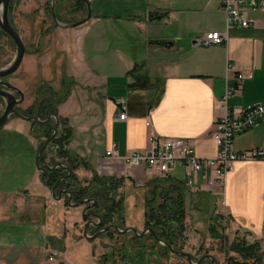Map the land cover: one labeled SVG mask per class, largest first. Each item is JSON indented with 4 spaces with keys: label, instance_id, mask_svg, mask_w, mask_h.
Returning a JSON list of instances; mask_svg holds the SVG:
<instances>
[{
    "label": "crops",
    "instance_id": "obj_1",
    "mask_svg": "<svg viewBox=\"0 0 264 264\" xmlns=\"http://www.w3.org/2000/svg\"><path fill=\"white\" fill-rule=\"evenodd\" d=\"M89 2L91 19L76 27L57 25L49 31L56 34L51 49L37 47L29 55L42 76L37 83L40 91L30 104L25 95L23 110L33 106L46 87H52L58 98L69 88L55 114L72 130L68 150L85 164L76 175L81 181L91 180L95 174L122 180L116 197V203L124 200L122 230L143 231L152 190L175 183L183 186L187 213L183 252L192 254L195 262L203 259L200 264H211L205 250L199 248L211 246L207 233L214 210L225 217L230 240L246 237L261 242L264 248L263 160L236 161L225 185L218 188L219 194L190 190L183 167L161 176L145 165H129L124 160L129 154L148 150L152 132L190 139L201 158L217 156L219 148L212 133L224 114L221 101L241 71L248 78L243 91L229 104L264 102V12L251 10L252 25L228 29L222 0ZM69 3L71 0H59L58 7L64 10ZM74 6L76 13H86L76 11L77 0ZM153 12L163 13L164 18L144 17ZM212 31L227 32L228 40L210 46L196 42ZM11 83L22 88L14 78ZM123 112L128 114L126 120L119 119ZM51 121L55 129L56 119ZM42 133L33 121L15 115L0 128V264H45L52 249L61 252L66 264H191L187 257L163 253L148 236L138 241L134 232L112 229L93 239L97 227L90 226L87 237L86 205H69L67 195L55 197L42 180L37 166L45 140ZM113 144L119 157L108 155ZM234 147L237 151L264 147V118L238 134ZM56 154L48 150L46 164L51 159L63 162ZM25 224L32 230L21 241L13 239L7 226ZM216 245L209 254L217 264H228L231 256L242 261L238 254L226 255Z\"/></svg>",
    "mask_w": 264,
    "mask_h": 264
},
{
    "label": "trees",
    "instance_id": "obj_2",
    "mask_svg": "<svg viewBox=\"0 0 264 264\" xmlns=\"http://www.w3.org/2000/svg\"><path fill=\"white\" fill-rule=\"evenodd\" d=\"M59 1V0H58ZM62 1V0H60ZM65 1V0H64ZM79 3L76 11L84 9L87 12V6L82 0H77ZM13 0H11V9ZM8 36L0 27V38ZM9 77L6 79L8 80ZM43 92L40 93L38 100L30 108L20 112L27 117L38 116L40 119L45 120L51 113H57V106L62 103L69 95V88L66 89V94L62 98L57 97L56 91L52 87H46ZM4 103V100L0 97V105ZM1 114V113H0ZM33 125L36 126L38 133L43 130L44 142L54 134L53 122L39 123L33 121ZM39 135V134H38ZM72 137V130L68 128L67 121L59 117V129L55 138L50 142L48 148L44 151L40 158L41 165L46 164V158L48 157V149L53 146L56 150V155L72 170V176L63 179L68 172L63 168H57L55 170L42 171V180L49 188H54L59 180H61L58 190L68 189L73 197V203H78L83 199H96L102 205V225L96 229L99 232L102 228L109 225L116 224L124 225L125 214L123 199L116 203V197L118 189L123 185L121 179L103 178L95 174L91 180L81 181L76 175V170L85 164L83 161L75 156L68 150V145ZM58 163L56 160L49 162L50 165ZM87 166V165H86ZM183 186L180 184L172 183L170 187H164L161 190L155 188L152 190L151 195L146 201L145 212V226L146 228H152L155 230L157 237L166 243V246L160 245L156 236L149 232L146 236L152 238L161 247L163 253H170L171 247L176 251H183V242L185 241V232L187 230L186 218L187 213L184 207V194ZM176 193V194H175ZM68 202V200H67ZM69 204V203H68ZM70 205V204H69ZM211 217V224L209 228V235L212 238V242H217L222 251L234 252L239 255L243 262L249 264H264V248L261 242H250L246 237H236L234 240H230L229 236L222 231L226 230L224 225L225 217L216 213ZM111 231V230H110ZM109 231V233H110ZM138 241L142 240V237L135 236ZM211 247H215L212 244L210 247L201 245L199 251L205 250V255L209 254ZM228 257V256H227ZM198 259L197 261H199ZM245 264V263H244Z\"/></svg>",
    "mask_w": 264,
    "mask_h": 264
},
{
    "label": "built area",
    "instance_id": "obj_3",
    "mask_svg": "<svg viewBox=\"0 0 264 264\" xmlns=\"http://www.w3.org/2000/svg\"><path fill=\"white\" fill-rule=\"evenodd\" d=\"M222 4L227 16L228 29L236 25H252L254 20L248 15L251 10L264 12V0H222ZM227 40V32L212 31L198 38L196 42L210 46L223 44ZM246 78L248 74L241 71L237 75L236 82L229 85L221 101L224 114L217 120L212 133L219 148L216 157H199L190 139L166 138L152 132L149 135L148 150L129 154L124 160L129 165H145L161 176H168L172 170L179 166L183 167L186 170L185 185L190 190L219 194L218 188H223L226 175L233 170L236 161L257 159L264 161V147L246 151H237L234 147V138L238 134L256 127L259 120L264 118V102L245 106L229 104L233 96L243 91ZM127 116V112H123L119 115V119L126 120ZM108 155L119 157L116 144L112 145ZM45 264H66V262L60 251L52 249Z\"/></svg>",
    "mask_w": 264,
    "mask_h": 264
},
{
    "label": "water",
    "instance_id": "obj_4",
    "mask_svg": "<svg viewBox=\"0 0 264 264\" xmlns=\"http://www.w3.org/2000/svg\"><path fill=\"white\" fill-rule=\"evenodd\" d=\"M84 1L86 2L87 7H88L87 16L85 18L79 20V21L66 24V23H63L62 21H60L58 19L57 10H56L57 9V0H52V14H53L55 23L57 25H62V26L76 27V26H79V25L85 23L87 20L91 19L92 18L91 4H90L89 0H84ZM10 3H11V0H0V27L2 28V30L7 35H9L13 39V41L15 42V45H16V55H15L14 59L5 68L0 69V97L4 100V103H5V109H4L3 113L0 115V128L5 126L8 123L9 119L14 115L19 116V117L26 119V120H29V121H37L39 123H46V122H49L52 118H55L56 123H55L54 134L50 138H48L44 142L43 146L41 147L39 154L37 156V166H38L40 171L55 170L57 168H63L65 171L68 172V174L63 178V179H66V178L71 177L73 172H72L71 168H69L65 163L58 162L53 166L50 164L41 165V163H40V158H41L42 154L48 148L50 142L55 138V136L58 133V129H59V117H58V115H56L55 113H52L49 115V117L46 120H41L38 116H31V117L24 116L18 110V107L25 101L24 92L19 87L13 85L10 81L5 80L9 76L16 73L20 69V67L24 61L25 55L27 54L26 43L23 40V37H22L20 31L11 22L10 14H9ZM144 17H148L150 20L162 19V18H164V14L161 12H153V13L144 15ZM156 43L161 44V45H166V46L170 44V42H165V41H156ZM61 180H59L57 182L56 186L54 188H52L53 195L55 197H57V194H58L59 199H61L64 195H67L68 196V198H67L68 203L70 205H73V206L86 205V207L83 211V217L86 220L88 219V222L86 223V228H85V235L87 237H89L88 230H89L90 226H95V227L99 228L102 225V221H103V219H102V212H103L102 205L96 199H83L78 203H73L72 194L68 189L58 190V187H59ZM90 210H93V211L90 212ZM112 229L117 230V232H119V233H121V232H125V233L134 232V234L136 236L142 237V238L144 236H146L149 232H151L154 234V236H156L160 245L166 246V243L157 237L155 230L152 228H145L143 231L140 232L137 228H133V227L127 228L126 230H122L116 224H112V225H109L105 228H102L97 234H95L91 238H93V239L98 238L102 234L107 233ZM171 252L176 254V255L187 257V259L189 260V262L191 264H200L203 260V259H200L199 261L195 262L193 260L192 254L186 253L183 251H176V250H174L173 247H171ZM205 258L210 259L211 264H217V260L214 256L207 254L205 256ZM244 263L249 264V263H246L243 261H238L233 256L229 257V259H228V264H244Z\"/></svg>",
    "mask_w": 264,
    "mask_h": 264
},
{
    "label": "rangeland",
    "instance_id": "obj_5",
    "mask_svg": "<svg viewBox=\"0 0 264 264\" xmlns=\"http://www.w3.org/2000/svg\"><path fill=\"white\" fill-rule=\"evenodd\" d=\"M51 3L52 0H13L12 11L10 14L11 22L20 31L23 40L27 45L28 54L26 55L24 63L19 71L15 73L16 76L14 75L13 77H10L8 81L11 82L14 78L17 82L22 84L21 90L25 93L28 104L31 103L32 99H35L34 93L37 91V94L40 91L37 83L40 80L39 76H42L40 69L38 71L36 63L34 59H32L33 57H30L32 56L31 52L37 47H40L41 50H50L52 45L55 44V32H46L48 29H54ZM75 3L76 0H71V6H66L64 10L57 6L60 19L78 20L86 17L85 12H83V14L75 12ZM133 50L135 51L136 47H134ZM15 55L16 45L13 40L9 36L0 38V69L5 68L8 64H10ZM25 102L20 108L23 109V106L26 107ZM4 109L5 103L0 105L1 114ZM53 148V146H50L48 149L49 154H56V150ZM178 175L181 176L180 174ZM26 225L28 224L22 226H7V228H10L8 232L13 235V239L21 241L27 233L32 230L31 227H26ZM196 225L197 224H194V227ZM204 225L206 226L205 223ZM222 232L226 234V231L223 230ZM205 233H207L206 229ZM207 236L209 237L208 233ZM212 244L216 245L217 242L213 241L211 245ZM216 246L220 249L221 245ZM220 251L222 250L220 249ZM222 253H226V251H222ZM226 255H230V252H227ZM220 258L222 259V256Z\"/></svg>",
    "mask_w": 264,
    "mask_h": 264
},
{
    "label": "flooded vegetation",
    "instance_id": "obj_6",
    "mask_svg": "<svg viewBox=\"0 0 264 264\" xmlns=\"http://www.w3.org/2000/svg\"><path fill=\"white\" fill-rule=\"evenodd\" d=\"M83 2H85L84 0H82ZM58 3H59V1L57 0V6H58ZM86 3V2H85ZM10 5H11V3H10ZM66 6H68V7H70L71 6V4L69 3L68 5H66ZM86 6H87V4H86ZM61 9V8H60ZM51 10H52V3H51ZM57 10V9H56ZM11 11H12V9H11V6H10V11H9V14H11ZM87 13H88V11L86 12V16H87ZM52 17H53V14H52ZM57 17H58V19L60 20V21H62V19H60V17H59V14H58V11H57ZM11 19V18H10ZM53 19H54V17H53ZM13 24V23H12ZM14 25V24H13ZM55 27H57V24L55 23V20H54V28ZM49 31H51V29H48L46 32H49ZM9 36V35H8ZM10 37V36H9ZM11 38V37H10ZM12 39V38H11ZM13 40V39H12ZM14 42V41H13ZM15 43V42H14ZM27 46V45H26ZM27 53H28V49H27ZM6 80V79H5ZM22 108H20V106L18 107V110L20 111Z\"/></svg>",
    "mask_w": 264,
    "mask_h": 264
}]
</instances>
